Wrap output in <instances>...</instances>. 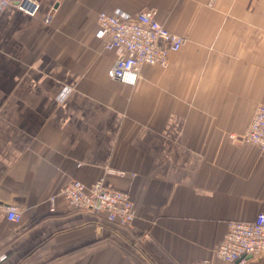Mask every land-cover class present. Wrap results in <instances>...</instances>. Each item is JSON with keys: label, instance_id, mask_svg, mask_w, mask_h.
I'll return each instance as SVG.
<instances>
[{"label": "crops", "instance_id": "crops-1", "mask_svg": "<svg viewBox=\"0 0 264 264\" xmlns=\"http://www.w3.org/2000/svg\"><path fill=\"white\" fill-rule=\"evenodd\" d=\"M37 1L0 11V264H194L264 213V150L242 141L264 105V0ZM144 10L185 43L130 86L96 18ZM100 178L129 193L132 227L56 196Z\"/></svg>", "mask_w": 264, "mask_h": 264}, {"label": "built area", "instance_id": "built-area-1", "mask_svg": "<svg viewBox=\"0 0 264 264\" xmlns=\"http://www.w3.org/2000/svg\"><path fill=\"white\" fill-rule=\"evenodd\" d=\"M63 0H56L57 3ZM13 6L27 16H34L39 7L37 0H0V11ZM51 15L44 18L49 24ZM264 32V31H263ZM95 37L103 47L115 53L109 77L133 86L143 65L166 69L170 55L178 52L185 39L161 25L150 10L136 15L118 17L100 12L96 18ZM230 139H235L233 135ZM242 141L264 150V105L256 107ZM56 196L61 197L72 211L93 212L118 227L130 228L135 220L134 205L125 191L115 189L104 178L92 183L69 180ZM56 196L50 198L53 204ZM6 219L17 223L21 212L15 206L5 209ZM264 260V213L260 212L249 222L232 221L222 241L211 251V257L198 259L194 264H248Z\"/></svg>", "mask_w": 264, "mask_h": 264}, {"label": "rangeland", "instance_id": "rangeland-1", "mask_svg": "<svg viewBox=\"0 0 264 264\" xmlns=\"http://www.w3.org/2000/svg\"><path fill=\"white\" fill-rule=\"evenodd\" d=\"M234 136V135H233ZM235 137V136H234ZM259 149V148H258ZM261 150V149H260ZM126 192V191H125ZM129 194V193H128ZM130 196V195H129ZM131 198V197H130ZM132 200V199H131ZM134 205V204H133ZM135 212V211H134ZM135 221V220H134ZM134 224V223H133ZM114 225V224H113Z\"/></svg>", "mask_w": 264, "mask_h": 264}]
</instances>
